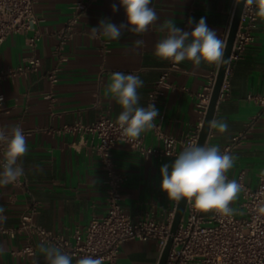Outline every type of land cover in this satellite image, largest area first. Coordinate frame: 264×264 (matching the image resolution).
Returning <instances> with one entry per match:
<instances>
[{"label": "crops", "instance_id": "obj_1", "mask_svg": "<svg viewBox=\"0 0 264 264\" xmlns=\"http://www.w3.org/2000/svg\"><path fill=\"white\" fill-rule=\"evenodd\" d=\"M74 1L37 0L35 45L26 42L33 32L10 34L0 45V71L23 66L32 56L40 59L37 70L0 78V93L5 98L0 128L10 131L19 125L28 147L27 154L17 161L22 164L24 175L15 183L0 185V207L7 217L1 224L14 227L24 211L35 208L36 223L69 239L75 230L82 231L92 216L104 214L106 191L103 166L99 156L91 151L90 140L77 132H62V127L76 120L92 122L103 115L118 118L122 109L106 91L115 72L134 73L143 80L137 91L139 106L145 107L149 89L168 63L154 54L155 44L168 35L166 29L162 30L164 22L172 18L178 28L191 32L203 17L225 42L236 2L152 0L150 7L159 20L146 33L137 35L124 29L120 39L111 40L90 30L101 19L117 26L127 24L119 0H88L68 31L67 24L75 16ZM114 3L118 6L116 12L112 11ZM63 30L67 35L61 44ZM253 35L243 55L229 64L227 87L213 117L226 122L228 130L220 133L210 128L206 142L222 150L253 120L231 153L235 160L228 171L230 178L243 171L242 181L250 186L256 185L264 161V108L246 97L249 93L264 94V20L258 16ZM137 40H142L143 46L137 47ZM217 68L184 61L170 73L169 86L157 102L159 115L155 120L165 133L184 137L201 123L200 94L206 93L205 87L214 80ZM51 72L55 73L56 82L50 81ZM143 134L145 144L161 145L152 130ZM112 156L123 177L121 203L125 211L134 220L151 212L156 221H164L176 201L168 200L160 190V169L164 164L171 165L178 155L158 159L117 142ZM24 243L23 234H0V264H48L37 239L32 240L33 255L18 252ZM159 255L154 240L130 239L120 246L116 264H157ZM73 257L75 264L79 257Z\"/></svg>", "mask_w": 264, "mask_h": 264}, {"label": "built area", "instance_id": "obj_2", "mask_svg": "<svg viewBox=\"0 0 264 264\" xmlns=\"http://www.w3.org/2000/svg\"><path fill=\"white\" fill-rule=\"evenodd\" d=\"M36 2L37 0H0V45L10 34L28 32L33 34L27 37L26 42L31 46L35 45L38 40L36 27L39 21L34 9ZM87 2L88 0L73 2L72 9L75 16L67 24L68 31L78 15L86 8ZM256 20L254 10L242 11L230 62L239 59L253 41ZM60 34L62 44L67 33L63 30ZM39 65L40 59L32 56L23 66L0 71V78L16 72L37 70ZM178 68L179 64L168 60L159 78L148 91L145 107L153 103L157 108L159 97L169 86L170 73ZM48 77L51 82L57 80L54 72H51ZM213 82L214 80L205 87L206 93L200 94L198 107L203 116ZM226 87L224 80L221 96ZM246 97L247 100L264 108V94L249 93ZM0 98H2L0 100L1 115L5 100L2 93ZM154 123L156 126L151 130L161 142L158 147L145 144L143 133L139 140L128 141L121 134L117 118L106 115L92 122L76 120L71 125H64L62 132H77L82 138H88L91 151L95 152L101 160L106 191L104 214L92 216L83 230H75L69 239L36 223L33 217L36 209L30 208L20 215L16 226L6 227L0 223V234L25 235V243L18 250L22 254H34L35 246L32 240L35 238L39 243L56 245L72 256L81 257L89 254L102 256L105 258V264H116L120 246L130 239L154 240L161 251L170 234L176 202L167 212L164 221H156L151 212H146L136 220L132 219L121 203L123 177L115 168L112 150L117 142H122L141 155L153 154L158 159L179 155L185 147L196 144L201 123L184 137L167 134L161 129L159 123L156 121ZM252 123L253 120L246 124V130ZM246 130L234 136L221 152L231 155L239 138L244 136ZM5 147L0 144L1 167L4 162ZM225 175L228 180H235L241 186L237 198L230 205L234 209L233 215L202 213L186 201L185 211L173 235L165 264H264V161L255 186L247 185L242 181L243 171H240L236 178H230L228 172Z\"/></svg>", "mask_w": 264, "mask_h": 264}, {"label": "clouds", "instance_id": "obj_3", "mask_svg": "<svg viewBox=\"0 0 264 264\" xmlns=\"http://www.w3.org/2000/svg\"><path fill=\"white\" fill-rule=\"evenodd\" d=\"M152 0H119V6L124 9L127 24L119 26L109 20L101 19L97 27L90 31L102 34L111 40H118L124 29L140 35L159 20ZM245 10H254V14L264 20V0H243ZM112 11H118L117 4L112 5ZM189 25L192 24L191 18ZM168 35L159 40L154 47V54L162 60H171L179 64L190 61L199 66H219L225 57V42L217 33L207 26L205 18H201L191 32L178 28L173 19L169 18L162 25ZM137 47L143 46L142 40L135 41ZM143 80L134 73L115 72L110 77L107 93L120 105L122 111L118 115L117 124L122 136L128 141L139 140L142 133L153 129L159 110L153 103L147 107L139 106L138 89L143 86ZM2 100V98H0ZM211 129L220 133L228 130L224 121L212 119L208 122ZM0 144L5 145L3 170L0 172V185L17 182L23 175L22 164L17 161L28 152L27 138L23 129L16 125L10 131L0 128ZM235 158L227 152H221L216 146L190 144L169 164L160 169V190L167 195L168 200H185L202 213L215 212L223 216H231L234 209L230 206L241 191V186L235 180H228L225 175L234 164ZM0 207V223L7 217ZM40 251L48 264H73L74 257L53 244L41 243ZM0 251H3L0 248ZM75 264H105V258L93 254L75 258Z\"/></svg>", "mask_w": 264, "mask_h": 264}, {"label": "water", "instance_id": "obj_4", "mask_svg": "<svg viewBox=\"0 0 264 264\" xmlns=\"http://www.w3.org/2000/svg\"><path fill=\"white\" fill-rule=\"evenodd\" d=\"M243 7H244L243 0H236L230 25L228 28V32L225 38V45H226L225 57L223 62L218 66L215 74L214 82L211 88V92L209 95V99L206 105L205 113L201 122L200 130L196 141V144L198 146L205 145L208 139V135L210 132V127L208 125V122H210L213 119L216 111L217 103L219 101V98L221 97L222 86L225 80L227 69L230 64V54L238 30ZM185 206H186L185 200H181L179 202L176 201L174 215L170 225V234L167 238L164 247L160 251L157 264L166 263L168 253L172 245L173 235L176 232L180 224V221L183 217Z\"/></svg>", "mask_w": 264, "mask_h": 264}]
</instances>
